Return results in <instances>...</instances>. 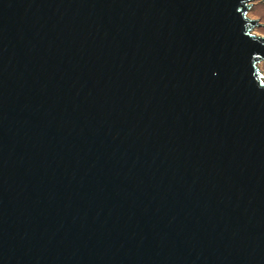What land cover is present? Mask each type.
Here are the masks:
<instances>
[{"label": "water", "instance_id": "95a60500", "mask_svg": "<svg viewBox=\"0 0 264 264\" xmlns=\"http://www.w3.org/2000/svg\"><path fill=\"white\" fill-rule=\"evenodd\" d=\"M264 0H0V264H264Z\"/></svg>", "mask_w": 264, "mask_h": 264}, {"label": "rangeland", "instance_id": "374dc122", "mask_svg": "<svg viewBox=\"0 0 264 264\" xmlns=\"http://www.w3.org/2000/svg\"><path fill=\"white\" fill-rule=\"evenodd\" d=\"M249 16L253 20H258L259 26L255 28L254 32L258 36H264V3L257 2L252 11H250ZM261 70L264 72V62L260 65Z\"/></svg>", "mask_w": 264, "mask_h": 264}]
</instances>
